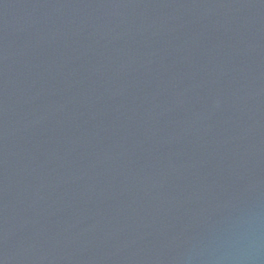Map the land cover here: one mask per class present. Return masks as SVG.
<instances>
[{
	"label": "water",
	"instance_id": "water-1",
	"mask_svg": "<svg viewBox=\"0 0 264 264\" xmlns=\"http://www.w3.org/2000/svg\"><path fill=\"white\" fill-rule=\"evenodd\" d=\"M0 264H264V0H0Z\"/></svg>",
	"mask_w": 264,
	"mask_h": 264
}]
</instances>
